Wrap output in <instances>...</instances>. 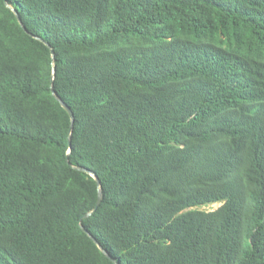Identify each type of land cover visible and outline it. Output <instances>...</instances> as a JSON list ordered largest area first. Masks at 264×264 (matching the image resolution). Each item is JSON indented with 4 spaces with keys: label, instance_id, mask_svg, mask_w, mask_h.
Listing matches in <instances>:
<instances>
[{
    "label": "trees",
    "instance_id": "1",
    "mask_svg": "<svg viewBox=\"0 0 264 264\" xmlns=\"http://www.w3.org/2000/svg\"><path fill=\"white\" fill-rule=\"evenodd\" d=\"M0 264H264V0H0Z\"/></svg>",
    "mask_w": 264,
    "mask_h": 264
},
{
    "label": "water",
    "instance_id": "2",
    "mask_svg": "<svg viewBox=\"0 0 264 264\" xmlns=\"http://www.w3.org/2000/svg\"><path fill=\"white\" fill-rule=\"evenodd\" d=\"M15 15L17 16V13H15ZM17 20L20 23V19H19L18 16H17ZM50 90H51V93L53 94V96L55 97V99L60 103V105L67 111L68 115L70 116V120L71 121H70V124H69V130H71L72 121H73V113H72V111L70 110L68 105L61 99V97L54 91L52 86H50ZM77 169L83 170V171H86V172H90L88 169H86L83 166H78ZM91 174L93 175V173H91ZM94 178H95L96 182L99 184L98 178L96 176H94ZM100 197H101V192H100V189H98L97 200H96L95 205H94V207H93V209L91 211H93L98 206V204L100 202ZM87 214L88 213H85L84 216L87 215ZM87 234L94 242H96V239H95V237L92 234H90V233H87ZM100 249L102 250V252L104 253L105 256H107L110 260H113L112 256L105 249H103L101 247H100Z\"/></svg>",
    "mask_w": 264,
    "mask_h": 264
},
{
    "label": "rangeland",
    "instance_id": "3",
    "mask_svg": "<svg viewBox=\"0 0 264 264\" xmlns=\"http://www.w3.org/2000/svg\"><path fill=\"white\" fill-rule=\"evenodd\" d=\"M219 204L218 203H215V204H213V205H211V206H205V208H210V207H217Z\"/></svg>",
    "mask_w": 264,
    "mask_h": 264
}]
</instances>
